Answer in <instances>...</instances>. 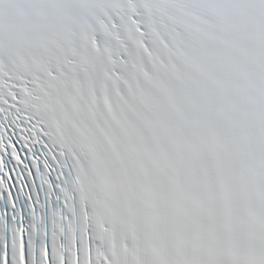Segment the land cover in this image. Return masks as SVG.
I'll return each instance as SVG.
<instances>
[{"label": "snow or ice", "instance_id": "6c2138e0", "mask_svg": "<svg viewBox=\"0 0 264 264\" xmlns=\"http://www.w3.org/2000/svg\"><path fill=\"white\" fill-rule=\"evenodd\" d=\"M0 264H264V0H0Z\"/></svg>", "mask_w": 264, "mask_h": 264}]
</instances>
